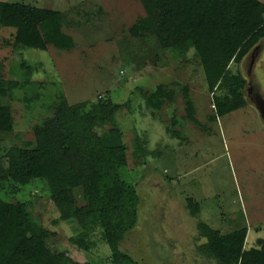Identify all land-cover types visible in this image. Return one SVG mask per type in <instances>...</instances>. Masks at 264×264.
Wrapping results in <instances>:
<instances>
[{
  "label": "rangeland",
  "instance_id": "obj_1",
  "mask_svg": "<svg viewBox=\"0 0 264 264\" xmlns=\"http://www.w3.org/2000/svg\"><path fill=\"white\" fill-rule=\"evenodd\" d=\"M8 1L60 11L73 48L16 43V28L3 8ZM145 14L140 0H0V78L38 82L42 93L34 108L23 100L22 88L0 98L14 118L13 130L0 132V167L19 148L36 145L35 125L52 114L43 103L55 101L59 90L70 105L86 110L98 111L110 99L121 104L116 121L126 148V178L141 199L138 223L121 249L134 259L131 264H218L199 250L207 241L200 223L222 234L246 227V249L264 240V120L256 106L259 96L264 100V40L231 62V77L247 80L248 102L221 114L216 97L229 96L228 85L210 91L195 50L183 57L170 38L132 35ZM160 84L172 96L154 108L147 98ZM188 99L194 118L188 117ZM81 192L78 205L84 203ZM0 197L28 205L53 251L77 264H114L100 226L60 220L45 180L17 188L2 179ZM83 240L89 249L81 247Z\"/></svg>",
  "mask_w": 264,
  "mask_h": 264
},
{
  "label": "trees",
  "instance_id": "obj_2",
  "mask_svg": "<svg viewBox=\"0 0 264 264\" xmlns=\"http://www.w3.org/2000/svg\"><path fill=\"white\" fill-rule=\"evenodd\" d=\"M146 14L131 28L136 37L170 38L180 56L195 50L200 57L211 92L228 85L229 96L217 99L221 114L245 106L247 80L230 75L232 61H241L264 40V2L260 0H140ZM10 24L16 28V43L45 50L53 45L62 50L74 46L62 31L60 11L22 2H4ZM30 69V68H29ZM231 77V78H230ZM25 91L23 100L30 108L41 99L35 81L11 82L0 78V98ZM160 84L147 102L160 108L172 96ZM191 99L188 117L194 118ZM51 116L34 127L36 145L26 144L8 156L0 167V180L14 186L45 180L60 220L77 219L85 228L100 226L114 264H131L134 259L120 245L138 223L140 195L126 177L127 154L116 112L121 104L110 99L100 110L72 106L59 90L56 100L43 103ZM11 108L0 105V132L13 130ZM102 129V132H100ZM78 189L84 203L77 204ZM40 223L26 203L0 197V264H77L63 252H55L39 232ZM207 242L200 250L218 264H264V240L260 247L245 248L247 228L222 234L205 223L199 224ZM75 241L73 238H71ZM81 247L89 249L83 240Z\"/></svg>",
  "mask_w": 264,
  "mask_h": 264
},
{
  "label": "water",
  "instance_id": "obj_3",
  "mask_svg": "<svg viewBox=\"0 0 264 264\" xmlns=\"http://www.w3.org/2000/svg\"><path fill=\"white\" fill-rule=\"evenodd\" d=\"M257 49L255 50L254 54L256 53ZM256 106L264 120V100L259 96Z\"/></svg>",
  "mask_w": 264,
  "mask_h": 264
},
{
  "label": "crops",
  "instance_id": "obj_4",
  "mask_svg": "<svg viewBox=\"0 0 264 264\" xmlns=\"http://www.w3.org/2000/svg\"><path fill=\"white\" fill-rule=\"evenodd\" d=\"M264 123V122H263ZM205 224H207V223H205ZM207 225H209V224H207ZM210 226V225H209ZM210 227H212V226H210ZM213 228V227H212ZM203 237V236H202ZM206 238V237H205ZM207 242V241H206ZM205 241L202 243V244H200L199 245V250H200V246H202V245H204L205 243H206ZM201 251V250H200Z\"/></svg>",
  "mask_w": 264,
  "mask_h": 264
}]
</instances>
